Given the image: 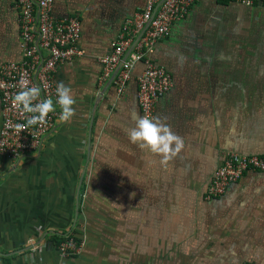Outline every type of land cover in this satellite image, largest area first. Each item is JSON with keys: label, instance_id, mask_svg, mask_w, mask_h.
I'll list each match as a JSON object with an SVG mask.
<instances>
[{"label": "crops", "instance_id": "0c3cea01", "mask_svg": "<svg viewBox=\"0 0 264 264\" xmlns=\"http://www.w3.org/2000/svg\"><path fill=\"white\" fill-rule=\"evenodd\" d=\"M145 3L53 1L56 18L80 25L83 54L54 76L72 88L75 115L33 154L0 155V264H264V171L207 194L227 153L264 157V3L195 0L146 51L171 76L154 117L185 145L166 166L126 132L142 116L133 51L124 86L117 72L101 93L114 70L102 79L100 58ZM19 18L15 0H0V65L23 57ZM71 233L84 246L62 256L51 237Z\"/></svg>", "mask_w": 264, "mask_h": 264}, {"label": "built area", "instance_id": "2783aa9c", "mask_svg": "<svg viewBox=\"0 0 264 264\" xmlns=\"http://www.w3.org/2000/svg\"><path fill=\"white\" fill-rule=\"evenodd\" d=\"M54 0H15L20 12L23 57L20 61L0 65V102L2 123L0 128V155L12 161L22 159L41 148L46 134L54 129L60 116L59 105L49 113L46 123L17 131L16 125L26 122V114L13 106V97L19 89L21 77L29 86L41 88V98L56 99L55 72L64 61L83 54L78 47L79 21L75 17L56 18L52 13ZM195 0H146L145 6L127 19L118 32L110 53L100 58L102 79H106L131 48L133 61H143L144 70L137 78V101L141 115L154 117L155 104L171 87L168 71L154 63L146 51L154 42L169 33L171 25L186 16ZM246 6L264 3V0H236ZM141 33V34H140ZM140 34L138 39L136 37ZM135 41V42H134ZM133 61L125 59L116 75V84L123 87L130 78ZM249 170L264 171V157L227 153L215 170L207 194L222 195L227 187ZM84 241L67 234L58 243L62 256L78 254ZM243 264H254L252 262Z\"/></svg>", "mask_w": 264, "mask_h": 264}, {"label": "clouds", "instance_id": "9594fccd", "mask_svg": "<svg viewBox=\"0 0 264 264\" xmlns=\"http://www.w3.org/2000/svg\"><path fill=\"white\" fill-rule=\"evenodd\" d=\"M19 91L14 94L13 106L19 107L26 114V122L17 124L16 130L22 131L37 124L46 123L49 113L56 111L59 105L62 122H69L75 115L74 98L72 88L64 82L56 86L55 101L51 98H41V88L37 85L29 86L21 77ZM131 143L137 145L141 151H149L160 157V164L166 166L169 161L179 155L184 149L183 138L173 131L166 122V118L149 117L147 115L135 118V125L126 130Z\"/></svg>", "mask_w": 264, "mask_h": 264}, {"label": "water", "instance_id": "95a60500", "mask_svg": "<svg viewBox=\"0 0 264 264\" xmlns=\"http://www.w3.org/2000/svg\"><path fill=\"white\" fill-rule=\"evenodd\" d=\"M141 34V33H140ZM140 34L138 35V37L140 36ZM138 37L135 39V41L138 39ZM134 41V42H135ZM131 51V48H129V52ZM123 60H125V58H123L122 59V61ZM122 61L117 65V67L114 69V71H113V74L111 75V77L109 78V80L107 81V83L104 85V87L102 88V90H101V93H103L104 92V90L110 85V83L113 81V79H114V76L116 75V73L118 72V70H119V68H120V66H121V64H122ZM99 95H100V93H99ZM98 94H97V97L99 96Z\"/></svg>", "mask_w": 264, "mask_h": 264}, {"label": "trees", "instance_id": "16d2710c", "mask_svg": "<svg viewBox=\"0 0 264 264\" xmlns=\"http://www.w3.org/2000/svg\"><path fill=\"white\" fill-rule=\"evenodd\" d=\"M221 1H225V0H221ZM73 235H74V237H75L76 239H79L74 233H73ZM51 238H52L53 242H54L56 245H58V243L63 239V236L53 235Z\"/></svg>", "mask_w": 264, "mask_h": 264}]
</instances>
